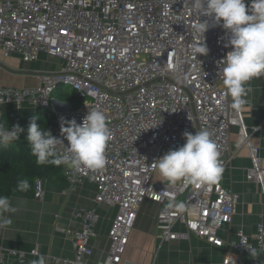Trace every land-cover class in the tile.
<instances>
[{"label": "built area", "instance_id": "2783aa9c", "mask_svg": "<svg viewBox=\"0 0 264 264\" xmlns=\"http://www.w3.org/2000/svg\"><path fill=\"white\" fill-rule=\"evenodd\" d=\"M200 19L187 0H0V51L4 56L15 54L23 62H32L46 54L62 61L60 70L41 75L36 87H0V106L29 104L51 111L52 135L64 142L57 146V155L67 145L61 118L79 124L88 110L106 116L111 137L105 167L73 173L62 165L68 185L88 180L96 186L95 202L116 208L101 264H135L122 256L144 200L159 206L160 241L194 236L223 247L218 233L231 222L238 194L227 191L219 181L208 186L152 182L157 169L154 162L182 146L186 131L210 133L224 170L230 154L229 132L236 127L250 161L245 178L257 185L264 203V168L258 148L251 143L257 135L264 144V122L247 128L241 108L231 107L221 63L232 50L224 46L228 35L214 26L203 37L195 30ZM203 39L208 54L196 56L193 46ZM64 87L71 88L81 102L74 108H53L57 92ZM33 193L35 199L41 198V180H35ZM180 203L196 214L181 212ZM70 218L79 224L65 232L73 258L53 262L88 264L97 215L81 208L71 212ZM249 249L264 255V223L256 226L253 239L238 231L222 263L264 264L260 255L253 259ZM36 255V251H4L0 246V264L9 259L28 261L27 256Z\"/></svg>", "mask_w": 264, "mask_h": 264}, {"label": "crops", "instance_id": "0c3cea01", "mask_svg": "<svg viewBox=\"0 0 264 264\" xmlns=\"http://www.w3.org/2000/svg\"><path fill=\"white\" fill-rule=\"evenodd\" d=\"M61 66L60 59L46 54H40L35 61L23 62L15 54L4 56L0 51V87H36L40 84L41 75L56 72ZM247 87L250 91L245 97L246 103L240 108L244 124L247 128H252L264 122V77L253 79ZM57 98L64 100L68 95L56 96L55 100ZM70 104L71 102H56L53 103V108L66 109ZM33 116L37 117V124L40 125V120L50 119L52 114L51 111H39L29 104L0 106V124L9 120L29 124ZM229 143L228 164L219 183L227 191L238 194L239 200L231 222L223 226L218 233L223 247L217 248L194 236L185 240L160 241L156 220L159 206L144 200L138 209L122 256L123 260L135 264H223L229 244L236 241L238 231L242 230L250 239L255 237L256 226L264 223V203L257 185L245 178L250 161L236 127L229 132ZM251 143L258 148L260 163L264 168V144L257 135L252 136ZM28 154H31L30 150L23 161L19 158L13 160L15 159L16 164H25L32 160L34 164L39 165L34 160L35 157ZM48 179L49 177L41 179L42 196L39 199L22 196L14 190L11 192L9 199L17 211L4 214L11 217V223L0 227V246L4 251L26 254L36 251V256H27L31 262L40 257H44L45 264H55V259L72 260L73 248L65 232L77 229L79 224L71 220L70 214L81 208L92 209L98 219L94 227V237L90 241L93 254L88 264H101L108 251L107 232L116 214V208L97 204L94 200L96 186L88 180L79 185L67 184L60 187ZM152 182L169 185L167 181H162L158 169L153 174ZM260 258L264 261V255L261 254ZM244 259L246 261L248 257L245 256ZM12 262L14 261L9 259L5 264Z\"/></svg>", "mask_w": 264, "mask_h": 264}, {"label": "clouds", "instance_id": "9594fccd", "mask_svg": "<svg viewBox=\"0 0 264 264\" xmlns=\"http://www.w3.org/2000/svg\"><path fill=\"white\" fill-rule=\"evenodd\" d=\"M187 3L201 17L195 30L203 37L209 27L220 26L226 30L228 41L224 46L232 50L221 61L224 65L222 80L232 98L231 107L239 109L246 103L245 97L250 91L248 83L254 78L264 77V0H250L248 6L245 0H187ZM208 51L204 39L193 46L196 56L207 55ZM24 131L19 124L11 129L0 124V148H8ZM61 134L67 145L63 154L57 155V146L64 142L53 136L50 129H42L36 116L31 118L26 140L37 164L64 165L73 173L82 168L100 170L105 167V152L111 131L103 112L88 110L79 124L75 119L65 121L61 118ZM183 137L186 142L182 146L168 150L154 162L162 181H167L169 185L179 182L201 186L218 182L223 168L210 133L207 130L194 134L186 131ZM17 187L19 191L26 192L30 188L29 181L22 179ZM177 207L189 215L196 214L194 209L186 208L183 203ZM16 211L9 197L0 195V227L11 223V217L4 214ZM249 251L253 259L260 255L256 249ZM33 264H45L44 257Z\"/></svg>", "mask_w": 264, "mask_h": 264}, {"label": "trees", "instance_id": "16d2710c", "mask_svg": "<svg viewBox=\"0 0 264 264\" xmlns=\"http://www.w3.org/2000/svg\"><path fill=\"white\" fill-rule=\"evenodd\" d=\"M60 95L61 93L57 92L56 96ZM70 98L72 97H68V99ZM75 100H80V97L78 96V99L75 98ZM40 121L41 122L39 123L42 129H50L52 132L53 122H51L50 119L44 118ZM16 124H19L25 129V131L19 134V138L14 144H11L6 149L0 148V195L9 197L11 192L14 190L22 196L32 197L34 194L33 186L35 180H41L44 177H49L48 180L56 186L65 187L68 183L63 174L62 165L57 167L49 164L46 165V167H42V165L34 164L32 160L31 162H25V164H16L15 159L13 160V158H19L21 161H23L25 159V155H27L30 150V145L26 140L27 128L29 124L23 122H14L13 120L5 121L3 123V125L9 129H11V127ZM34 160H36V157ZM22 179H27L30 184V188L26 192L19 191L17 187L18 182ZM9 264H29V262L26 260L21 262L14 261Z\"/></svg>", "mask_w": 264, "mask_h": 264}, {"label": "rangeland", "instance_id": "374dc122", "mask_svg": "<svg viewBox=\"0 0 264 264\" xmlns=\"http://www.w3.org/2000/svg\"><path fill=\"white\" fill-rule=\"evenodd\" d=\"M63 95H68V97H72V98H70V99L66 98L64 100L57 98L56 101L58 103H67L68 104L69 102H72L69 106L73 108V107L78 106V104L81 102L80 100H75V98L78 99V95L71 88L64 87L61 90V95L60 96H63ZM50 121L53 122V117L52 116L50 117Z\"/></svg>", "mask_w": 264, "mask_h": 264}, {"label": "water", "instance_id": "95a60500", "mask_svg": "<svg viewBox=\"0 0 264 264\" xmlns=\"http://www.w3.org/2000/svg\"><path fill=\"white\" fill-rule=\"evenodd\" d=\"M38 110V109H37ZM39 111H41V110H39Z\"/></svg>", "mask_w": 264, "mask_h": 264}]
</instances>
